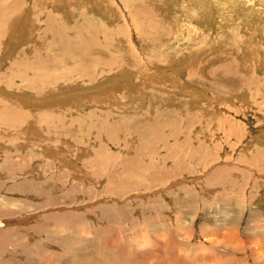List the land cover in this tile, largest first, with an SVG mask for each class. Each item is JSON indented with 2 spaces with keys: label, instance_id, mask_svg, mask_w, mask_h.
Instances as JSON below:
<instances>
[{
  "label": "rangeland",
  "instance_id": "1",
  "mask_svg": "<svg viewBox=\"0 0 264 264\" xmlns=\"http://www.w3.org/2000/svg\"><path fill=\"white\" fill-rule=\"evenodd\" d=\"M0 264H264V0H0Z\"/></svg>",
  "mask_w": 264,
  "mask_h": 264
},
{
  "label": "bare ground",
  "instance_id": "2",
  "mask_svg": "<svg viewBox=\"0 0 264 264\" xmlns=\"http://www.w3.org/2000/svg\"><path fill=\"white\" fill-rule=\"evenodd\" d=\"M78 263V262H77Z\"/></svg>",
  "mask_w": 264,
  "mask_h": 264
}]
</instances>
